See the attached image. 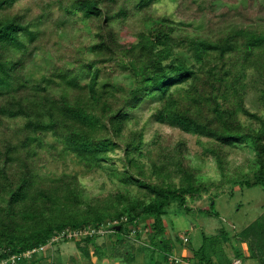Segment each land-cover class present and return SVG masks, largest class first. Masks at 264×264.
I'll return each instance as SVG.
<instances>
[{"label": "trees", "instance_id": "obj_1", "mask_svg": "<svg viewBox=\"0 0 264 264\" xmlns=\"http://www.w3.org/2000/svg\"><path fill=\"white\" fill-rule=\"evenodd\" d=\"M160 1L0 0V264H36L39 255L16 263L12 257L63 231L89 228L112 230L114 256L134 262L138 251L148 264H170L175 244L166 236L168 208L178 201L190 212V201L201 200L213 185L197 179L185 143L168 151L159 139L147 143L145 126L135 129L133 112L147 101L158 103L151 119L159 124L221 148L251 145L258 171L254 182L244 184L264 187V119L245 105L255 71L264 106V2L177 0V21L152 16ZM56 7L60 17L49 21ZM136 14L144 16L145 29L136 42H122L116 25ZM70 23L87 29L91 40L84 42L81 33L65 43L62 34ZM40 55H49L54 64L42 78L29 79ZM241 115L260 127L246 125ZM222 153L213 151L223 170ZM68 157L88 173L109 169L125 188L109 199L86 201L79 173L46 171ZM144 217L152 220L148 239L135 251L127 238L134 234L142 240ZM237 237L250 240L253 251L255 239L264 250L259 221ZM98 238L96 233L75 241L88 256L93 243L106 259V251L96 246ZM206 240L193 252V264H215ZM127 243L129 249L116 251Z\"/></svg>", "mask_w": 264, "mask_h": 264}, {"label": "rangeland", "instance_id": "obj_2", "mask_svg": "<svg viewBox=\"0 0 264 264\" xmlns=\"http://www.w3.org/2000/svg\"><path fill=\"white\" fill-rule=\"evenodd\" d=\"M240 1L242 5L247 4V0ZM256 2H264V0H257ZM176 6L177 0H161L153 6L150 13L153 17L172 16L174 20L178 21L179 19L173 15ZM59 17L60 12L57 7L49 13V21H55ZM143 19L144 16L136 14L125 23L116 25L122 42L137 41L138 34L145 29ZM68 26V30L62 34L65 43H71L81 33H85L83 36L84 42L91 40V35L86 33L88 32L87 29H73L71 23ZM53 64V58L49 55L37 56L29 68V79L42 78ZM255 73V71L250 73L248 81L250 88L245 105L251 113L258 114L264 119V106L260 100L262 82H259V78L256 77ZM157 107V102L147 101L139 110L133 112V115L137 117L135 129L145 126L147 143L152 145L153 140L159 139L168 151H175L179 143H185L187 163L193 168L192 171L196 174L197 179L200 182L213 185L211 192L203 194L201 200L190 201L189 205L192 209L190 212L182 208L178 201L173 202L167 210L164 217L167 228L166 236L172 239L175 244L174 254L180 258L186 256V263L181 261L179 264H193L195 262L192 259L193 252L204 246L205 237L208 239L206 240L208 241L206 251L210 253L215 264H221L225 261L226 264H233V261L240 258L236 257L237 252L244 254L240 258L243 264H261L260 258L257 256H261L264 260V250L256 247L255 239L252 240L253 246H255L253 251L249 239V241L243 242L237 237L238 233H241L242 230L256 221H259L264 230V187L262 185L247 186L244 184L247 179L251 182L256 180L258 163L254 149L249 144L221 148L209 139L184 133L168 125L159 124L151 119L152 113ZM241 120L251 127H260L259 121L250 117L241 115ZM17 123L22 124L23 121L18 120ZM49 140L52 141L50 137ZM219 150L223 151L221 156L223 170L220 168L216 155L213 154V151ZM46 171L57 174L79 173L83 185V197L89 202L94 199H109L125 188L123 184L118 182L114 172L109 169H98L88 173L71 157H68L65 162L62 160L52 162ZM132 192L139 196L136 189H132ZM216 195L218 197H215ZM213 197H215V201H212ZM112 199L114 200L112 204L117 205L116 197L114 196ZM124 205H120L119 208L122 210ZM204 209L212 210L218 213L219 216H208L201 211ZM125 221H127V218ZM151 222L152 220L147 217L141 220L139 230L143 236L142 240H137L134 234L127 238L128 242L134 244L135 251L147 241V227ZM222 230L225 232H221ZM111 232L112 230H107L99 234L100 238L96 241V246L99 247L100 251H106L108 256L106 259L98 256L93 243L89 244L88 256L76 241L67 243L60 241L52 248L49 247L47 252L40 253L39 256L42 259H38L36 264H148L143 253L138 251L135 253L134 262H130L124 255L123 257H120V255L114 256L115 253L112 248L116 237L111 238L109 236ZM183 237L190 240L187 245H183ZM85 245L82 244V246ZM146 246L148 247V243H146ZM116 247V251L118 249L125 250L129 249L130 244L117 245Z\"/></svg>", "mask_w": 264, "mask_h": 264}, {"label": "built area", "instance_id": "obj_3", "mask_svg": "<svg viewBox=\"0 0 264 264\" xmlns=\"http://www.w3.org/2000/svg\"><path fill=\"white\" fill-rule=\"evenodd\" d=\"M104 230H97L95 228H89V229H82L79 231H63L59 234H56L49 242H47V244L42 245L38 248L29 250L27 252H25L24 254L21 255H15L12 257V262L16 263L17 261H20L22 259H31L33 258L35 255H39L40 253H45L48 251L49 247H53V245H55L56 243L60 242L61 240H65L68 239L70 241H75L77 239H81L84 238L86 236L89 235H94L96 233L102 234L104 233ZM184 245H186L189 242L188 238H182ZM186 256L180 258L178 256H176L174 253L170 256V262L173 264H179L181 261L183 263H186L185 261ZM233 264H243L242 260L236 259L235 261H233Z\"/></svg>", "mask_w": 264, "mask_h": 264}, {"label": "clouds", "instance_id": "obj_4", "mask_svg": "<svg viewBox=\"0 0 264 264\" xmlns=\"http://www.w3.org/2000/svg\"><path fill=\"white\" fill-rule=\"evenodd\" d=\"M182 241H183V240H182ZM189 242H190V240H189ZM189 242H188V243H189ZM188 243H187V244H188ZM187 244H186V245H187ZM183 245H184V243H183ZM170 263H171V262H170ZM172 264H173V263H172Z\"/></svg>", "mask_w": 264, "mask_h": 264}, {"label": "water", "instance_id": "obj_5", "mask_svg": "<svg viewBox=\"0 0 264 264\" xmlns=\"http://www.w3.org/2000/svg\"><path fill=\"white\" fill-rule=\"evenodd\" d=\"M119 229V228H118Z\"/></svg>", "mask_w": 264, "mask_h": 264}]
</instances>
